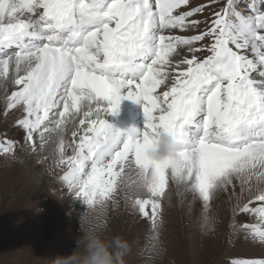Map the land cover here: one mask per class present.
<instances>
[{
  "label": "snow or ice",
  "instance_id": "obj_1",
  "mask_svg": "<svg viewBox=\"0 0 264 264\" xmlns=\"http://www.w3.org/2000/svg\"><path fill=\"white\" fill-rule=\"evenodd\" d=\"M247 8L226 0L197 20L205 6L191 0H0L6 109L21 112L33 149L55 134L62 179L86 206L139 180L149 197L128 199L157 230L170 183L205 210L216 191L239 185L251 196L239 212L264 223V10L255 0ZM123 99L142 102L143 128L105 119ZM161 129L177 151L155 159ZM3 144L14 153L15 141ZM253 235L264 242V228Z\"/></svg>",
  "mask_w": 264,
  "mask_h": 264
},
{
  "label": "rangeland",
  "instance_id": "obj_2",
  "mask_svg": "<svg viewBox=\"0 0 264 264\" xmlns=\"http://www.w3.org/2000/svg\"><path fill=\"white\" fill-rule=\"evenodd\" d=\"M225 2L191 0L192 6H205L204 12L195 14L192 19H211ZM252 2L254 0H237V6L240 10H248ZM255 2L264 10V3ZM200 28L203 29L204 24ZM196 31L185 30L178 34L193 35ZM206 54L197 53L200 58ZM5 95L2 88L0 264H47L44 258L70 253L82 235L79 217L86 209L89 227L98 229L105 238L119 235L127 241L125 264H264V242L252 238L254 223L262 226L264 223L255 215L239 212L251 198L247 190L241 196L239 185L235 195L231 189L227 193L220 189L205 210L196 193L170 183L160 198L162 224L157 230L152 228L150 218L143 217L128 199L136 195L148 198L147 191L141 189L133 193L122 183L102 211L93 213L63 181L66 165L59 162V154L51 157L45 152V146L53 140L51 133L44 147L37 144L33 149L25 131L16 124L21 112L6 109ZM120 110L138 116L137 124L143 128L142 102H121L119 111L115 115L107 114L105 119L109 123L117 121ZM5 137L16 142L14 153L4 152ZM34 172L42 176L37 184L31 180ZM245 224L247 227L243 226Z\"/></svg>",
  "mask_w": 264,
  "mask_h": 264
},
{
  "label": "clouds",
  "instance_id": "obj_3",
  "mask_svg": "<svg viewBox=\"0 0 264 264\" xmlns=\"http://www.w3.org/2000/svg\"><path fill=\"white\" fill-rule=\"evenodd\" d=\"M177 151V143L173 136L161 129L158 132L156 143L150 148L149 155L155 159L171 156ZM124 187L138 193L143 189L139 180L124 179ZM104 205L90 206L93 213L102 211ZM89 211L86 209L79 217V226L82 235L76 240V246L70 253H57L53 257L44 258L47 264H125V256L129 249L127 241L121 236L114 235L110 239L102 233L88 226Z\"/></svg>",
  "mask_w": 264,
  "mask_h": 264
},
{
  "label": "bare ground",
  "instance_id": "obj_4",
  "mask_svg": "<svg viewBox=\"0 0 264 264\" xmlns=\"http://www.w3.org/2000/svg\"><path fill=\"white\" fill-rule=\"evenodd\" d=\"M2 90V87L0 88V92ZM4 91V90H3ZM121 102H138V101H133V100H130V99H123L121 100ZM120 107V105H119ZM18 111V110H17ZM119 119L117 121H110L111 124H113L114 126L116 127H119L121 129H129V128H132V127H135L137 129H141V127L138 126V119L136 115H131L129 113V111H125V110H120V113L117 114ZM116 115V116H117ZM111 116V114L109 115ZM107 118V117H106ZM49 135V134H48ZM51 138H53V140H51L52 142H50L49 145L45 146V152L51 156V157H54L56 154H57V151H56V142H57V137L55 136V134H51ZM66 140H70V132L67 134L66 136ZM71 152V149H66V154H69ZM41 174L39 172H34L32 175H31V180H32V183L33 184H37L40 182L41 180ZM255 224V227H253V232L254 230L256 229H260V228H264V226H262L261 224L259 223H254ZM251 233V232H250ZM252 238H256L255 236L252 237ZM263 244V243H262ZM264 248V246H263ZM20 260V259H19Z\"/></svg>",
  "mask_w": 264,
  "mask_h": 264
}]
</instances>
